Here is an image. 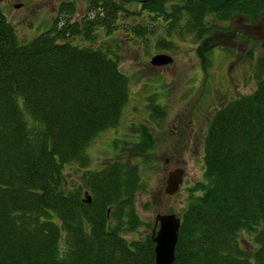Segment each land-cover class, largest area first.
<instances>
[{
  "label": "trees",
  "instance_id": "16d2710c",
  "mask_svg": "<svg viewBox=\"0 0 264 264\" xmlns=\"http://www.w3.org/2000/svg\"><path fill=\"white\" fill-rule=\"evenodd\" d=\"M73 10L72 0H61L60 25L57 18L26 42L0 16V264H153L150 232L123 235L142 223L132 203L141 189L134 168L114 158L81 170L89 202L79 184L64 185L65 164L87 166L86 145L117 124L127 99L117 42L94 44L93 36L109 37L117 26L143 35V23L127 20L145 10L165 21L166 34L180 25L201 38L233 14L255 22L264 0H85V15L70 20ZM253 76L249 93L208 120L203 179L176 213L172 264H264L263 55ZM242 231L251 248L242 246Z\"/></svg>",
  "mask_w": 264,
  "mask_h": 264
},
{
  "label": "rangeland",
  "instance_id": "374dc122",
  "mask_svg": "<svg viewBox=\"0 0 264 264\" xmlns=\"http://www.w3.org/2000/svg\"><path fill=\"white\" fill-rule=\"evenodd\" d=\"M60 2L0 0V16L13 25L18 40L26 42L51 28L57 18L60 25L64 20ZM72 2L70 20H79L85 15V0ZM127 6L134 8L133 4ZM139 21L147 31L140 36L125 26H117L109 37L94 34V44L101 39L117 42V66L127 76V99L117 124L100 131L86 145L87 166L79 170L72 163L63 168L64 185L70 188L79 184L81 197L83 189L89 193L79 177L83 169H97L118 158L126 169L138 172L141 189L133 195L132 203L142 223L123 233L127 239L150 232L156 212L181 211L188 187L203 179L202 138L211 114L225 101L254 88L255 60L264 56V11L255 22L233 14L218 23L220 28L201 38L180 30V25L166 34L160 30L165 21L151 18L145 10L127 20L129 24ZM155 53L167 54L169 62L150 64L149 58ZM177 165L183 167V180L174 193L165 194L166 173ZM239 238L242 246L251 248L250 234L242 231Z\"/></svg>",
  "mask_w": 264,
  "mask_h": 264
},
{
  "label": "water",
  "instance_id": "95a60500",
  "mask_svg": "<svg viewBox=\"0 0 264 264\" xmlns=\"http://www.w3.org/2000/svg\"><path fill=\"white\" fill-rule=\"evenodd\" d=\"M20 3L15 4L16 6ZM170 57L164 53L152 54L149 62L152 65H160L169 62ZM183 168L178 166L166 173L163 192L174 193L182 181ZM81 200L90 201V194L86 189L82 191ZM179 217L174 212H156L153 216L150 239L153 242V264H172L174 257V245L177 239Z\"/></svg>",
  "mask_w": 264,
  "mask_h": 264
},
{
  "label": "flooded vegetation",
  "instance_id": "af4514ba",
  "mask_svg": "<svg viewBox=\"0 0 264 264\" xmlns=\"http://www.w3.org/2000/svg\"><path fill=\"white\" fill-rule=\"evenodd\" d=\"M259 14H260V13H259ZM191 128H192V126L190 127V129H191ZM190 129H189V130H190ZM195 136H196V135H195ZM193 139H194V140H197V139H198V136H196L195 138L193 137ZM169 158H170L169 156H168V157H165V158H164V162H165V163H168ZM178 166H179V165H177V166H173V167H171L170 169H172V168H174V167H178ZM180 167H182V166H180ZM182 168H183V167H182ZM170 169H169V170H170ZM169 170H168V171H169ZM168 171H167V172H168ZM183 172H184V170H183ZM182 180H183V174H182Z\"/></svg>",
  "mask_w": 264,
  "mask_h": 264
}]
</instances>
